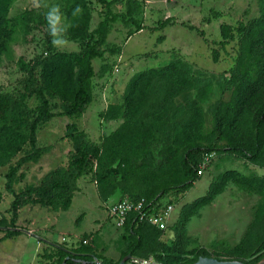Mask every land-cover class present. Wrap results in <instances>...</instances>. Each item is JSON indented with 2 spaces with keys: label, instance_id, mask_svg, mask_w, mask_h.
I'll use <instances>...</instances> for the list:
<instances>
[{
  "label": "rangeland",
  "instance_id": "374dc122",
  "mask_svg": "<svg viewBox=\"0 0 264 264\" xmlns=\"http://www.w3.org/2000/svg\"><path fill=\"white\" fill-rule=\"evenodd\" d=\"M52 6L66 46L52 44ZM262 60L264 0H0V264H53L64 253L118 264L131 250L130 260L160 264L144 250L154 238L139 242L108 212L138 195L172 207L156 240L170 245L185 218L174 264L232 258L243 243L254 248L250 260L264 253ZM172 65L191 88L145 75L129 102L135 77ZM247 77L263 85L237 122L220 124L215 108L250 87ZM79 81L90 102L81 115L59 116ZM44 109L53 117L32 139L30 125ZM71 124L96 153L76 190L47 206L26 198L13 214L17 195L64 176ZM192 148L194 178L184 165ZM14 229L20 235L5 238Z\"/></svg>",
  "mask_w": 264,
  "mask_h": 264
},
{
  "label": "trees",
  "instance_id": "16d2710c",
  "mask_svg": "<svg viewBox=\"0 0 264 264\" xmlns=\"http://www.w3.org/2000/svg\"><path fill=\"white\" fill-rule=\"evenodd\" d=\"M255 51L259 55V51H257V47H255ZM262 65L264 67V60H262ZM171 69L175 70L174 65H172L171 68H169L168 66L166 68H162L161 70H151L146 74L143 73L135 77L128 85V89L130 90L128 96L129 102L132 101V95L133 92L135 91V87L140 82L141 77H144L145 75H147L149 78L153 76L160 78L166 77L167 79H171L176 82H181L182 89L191 88L192 86L191 82H187L184 79L181 80L179 78L178 73L174 72ZM247 79L249 81L250 87L245 88L240 94L235 93L231 101L226 103H219V105L215 108V114L220 124L231 125L237 122L243 112L244 105L248 100L249 95L252 93L253 90H257L263 85L262 78L256 82L250 80L249 77H247ZM89 102H90V95L87 92L83 82L79 81L77 88L73 94L72 100L69 103L60 106V112L58 113V115L66 116V117L81 115ZM51 117H53V114H50L46 109H44L39 113V115L30 125L29 128L32 139L35 136L37 127L46 123ZM262 117H264V111L262 113ZM66 137L71 139L73 150H72V159L65 171L64 176L49 178L42 185H39L38 187L35 188L24 190L21 194L17 195L14 201L12 202L11 209L13 211V214H16V212L21 207L25 206L29 198L32 204L47 206L54 204L59 198L61 199L64 195L71 194L76 190V182L87 172L88 166L92 158L96 156V153H93L90 149L85 148L82 145L80 141V136L77 133V128L74 124L67 126ZM194 149L195 148L189 149L184 156V165L186 168V174L191 178H194L197 175V171H198L191 157V154L193 153ZM203 150L206 153H208L212 150V148L205 147V149ZM228 151L242 153L247 160L253 161V155H249L241 149L232 148V149H228ZM8 177L10 178V175ZM213 191L214 190L211 191L209 197L213 194L212 193ZM123 198H128L129 200H134V201L143 198L147 202H152L153 205H155L157 208L163 207L158 202V200L141 195L125 196V197H121L120 199ZM207 198L202 199L200 201H205ZM184 222H185V218L183 217L181 222L179 223V226L176 228L177 231L176 238L170 245L166 244L165 242H162L160 239L156 240V237L160 236L161 233L164 232V230L163 231L158 230L156 227L150 225L146 221H138L136 214H130L126 219L122 228L132 230L138 236L139 242L144 240L145 235H149L151 239L153 237L156 242H154L150 246L149 250L144 249L145 252L149 254L156 253V258L160 262V264H174L182 255V250H183L182 240L184 239V229H183ZM261 228L264 234V223L261 225ZM19 235H20L19 230L17 229L9 230L5 233V238L17 237ZM261 244L262 246L259 249L264 250V239L261 240ZM253 250L254 248L252 245H250V243L249 244L243 243V245L239 246L236 249V255L234 257L227 258L225 260L219 258L216 259L219 261H239L244 264H256L264 259V253L250 260L248 258L251 257L252 255L251 251ZM133 252L134 250L130 251V256L133 255ZM254 252L256 253V251ZM101 262L105 264H112L107 260H101ZM81 263L95 264V262L92 259V256L90 255L82 254V255L72 256L71 254L68 253H64L61 260L53 264H81Z\"/></svg>",
  "mask_w": 264,
  "mask_h": 264
},
{
  "label": "built area",
  "instance_id": "2783aa9c",
  "mask_svg": "<svg viewBox=\"0 0 264 264\" xmlns=\"http://www.w3.org/2000/svg\"><path fill=\"white\" fill-rule=\"evenodd\" d=\"M172 207L169 205L157 208L152 202H147L141 198L137 201L128 198L118 199L109 206L108 212L114 222L123 227L130 214H136L138 221H146L158 230H165L168 217ZM97 259H95L96 261ZM94 261V260H93ZM130 264H157L150 259L133 258ZM82 264V263H81Z\"/></svg>",
  "mask_w": 264,
  "mask_h": 264
},
{
  "label": "clouds",
  "instance_id": "9594fccd",
  "mask_svg": "<svg viewBox=\"0 0 264 264\" xmlns=\"http://www.w3.org/2000/svg\"><path fill=\"white\" fill-rule=\"evenodd\" d=\"M45 19L47 20L49 25V33L53 37V46H66L69 41L66 39V32L59 27L61 22V14L59 8L57 6L50 7L48 9V12L46 13Z\"/></svg>",
  "mask_w": 264,
  "mask_h": 264
},
{
  "label": "water",
  "instance_id": "95a60500",
  "mask_svg": "<svg viewBox=\"0 0 264 264\" xmlns=\"http://www.w3.org/2000/svg\"><path fill=\"white\" fill-rule=\"evenodd\" d=\"M130 256L124 257L118 264H129L128 261L130 260ZM95 264H105L101 261L94 260ZM193 264H244L239 261H219L217 259L213 258H207V257H199L197 261H195ZM256 264H264V259L259 261Z\"/></svg>",
  "mask_w": 264,
  "mask_h": 264
},
{
  "label": "crops",
  "instance_id": "0c3cea01",
  "mask_svg": "<svg viewBox=\"0 0 264 264\" xmlns=\"http://www.w3.org/2000/svg\"><path fill=\"white\" fill-rule=\"evenodd\" d=\"M107 260L109 261L110 259L107 258Z\"/></svg>",
  "mask_w": 264,
  "mask_h": 264
}]
</instances>
